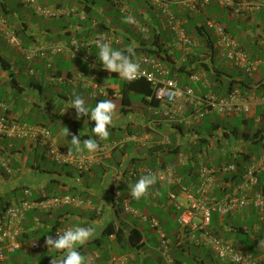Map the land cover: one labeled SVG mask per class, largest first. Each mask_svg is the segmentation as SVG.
Returning a JSON list of instances; mask_svg holds the SVG:
<instances>
[{
    "label": "crops",
    "instance_id": "1",
    "mask_svg": "<svg viewBox=\"0 0 264 264\" xmlns=\"http://www.w3.org/2000/svg\"><path fill=\"white\" fill-rule=\"evenodd\" d=\"M15 1L16 6L0 1V19H3L16 33L21 46L20 49L8 45L0 34V117L6 116L17 123L46 127L55 144L64 149L66 148L63 141L79 135L81 141L93 138L97 143L124 142L123 147L116 148L110 158L103 163L104 167L94 165L89 172L83 173L79 182H76L77 172L71 167L61 171L60 167L47 158L41 147L24 139L0 137V157L11 169V173H7L0 165V198L13 204L24 199L40 201L52 196L75 195L90 200L95 207L102 208V214L98 217H95L91 210L77 208H61L51 213L30 211L20 225L18 236L20 243L48 237L54 231L52 225L55 224L58 227L93 226L97 230L95 237L77 248L81 255L90 253L87 258L88 264H107L112 259H126L124 264H139V258L143 257V249L138 252L129 250L125 246L124 236L120 239L115 238V232L121 226L128 229L135 228L140 232L137 224L143 220L132 215H122L121 209L114 205V170L126 176L125 171L132 166L158 170L171 166L184 178V184L190 185L196 176L192 159L196 157L200 146L207 147L203 162L214 167L239 162L242 163L243 168L253 158L264 155V146L261 143L256 144L253 139L254 130L264 127V115L261 112V107L264 105L258 104L252 108L248 116L230 114L222 117L210 113L201 114L197 119L191 117L192 106L186 107L180 99L168 107L159 104L158 108H153L148 104L151 97H145L147 104L141 103V107L133 106L131 100L129 106L123 107L120 103V88L124 79L116 73L108 75L107 70L105 71L100 63L101 70L95 71L83 60L84 55L92 53V50L97 48L96 45L89 48L86 46V43H90L91 38L97 34L115 38L113 40L119 42H113L111 46L124 52L129 48L139 49L142 39L148 38L147 27H150L155 30L154 34H157V38L161 40L167 51V60L162 62L155 60L158 68L166 74L155 71L151 64L140 65L141 69L145 68L155 73L158 79L176 81L180 90H188L195 97L214 94L215 90L220 93L216 95L217 97H225L224 93L230 80L237 82L233 83V90L235 88L237 90L240 81L243 80L247 84L244 86L245 89L240 90L243 96L262 98L264 97L263 13L243 10L235 14L220 6L218 0H209L208 5L192 13L182 0H165L169 9L182 21L188 31L193 25L206 27L212 36L214 46L217 34L206 26V22L214 20L222 26L232 38L237 40L252 61L263 63L251 76L238 71L231 63L222 61L217 56L213 63L205 60L204 48L195 38L192 39V46L177 45L166 26L164 14L150 0H39L42 7L60 12V16L55 19L39 17L31 8L21 5L20 0ZM50 2L53 4L50 5ZM124 5L126 12L120 10ZM128 15L134 17L135 24L124 22V18ZM73 41L79 44V55L76 57L70 52ZM58 43L66 45L68 51L48 59L35 58L31 63L26 61L23 50L44 49L50 44ZM214 75L218 82L213 81ZM113 79L117 82L114 83ZM89 83H96L112 100L118 102L106 139L94 136L88 125V117L77 120L75 110L68 109L74 94L81 93L88 96L89 101L84 99L90 108L95 106L94 100L89 96L91 91ZM132 95L136 94L129 93V99ZM107 96L102 98L107 99ZM2 105H6V112ZM122 110L125 111L124 114ZM81 124H86V128L82 129ZM199 127L202 133L197 134L194 130ZM234 130L235 134L232 133ZM129 137L132 139L129 140ZM165 139L167 142L164 143ZM258 146L262 152L256 151ZM172 155L175 156L174 161L164 160L165 156ZM239 157L242 161H238ZM69 171L73 172L72 178L67 176ZM221 179L218 176L216 188H225ZM160 185L154 184L147 195L140 200L131 198L128 185L121 186L118 199L120 202L127 199L129 205L133 203V208L140 215L151 218L153 216L150 214L152 210L149 204H155L158 199ZM164 185L167 188L164 196L168 199L170 187ZM16 191L20 192L18 198L14 194L13 199H7L10 193ZM228 192L229 189L225 188V191L223 189L218 192L219 196L216 194V197H211L220 199ZM168 204L171 205L169 201ZM67 210L71 212L68 213ZM248 212L256 215L252 208L240 215L244 216ZM259 221L261 227H257V233L263 235L264 219L259 216ZM158 223L162 229L161 222ZM227 224L229 226H226V231H229L230 220ZM163 231L173 242L177 229L173 238L167 234V230ZM109 233L110 236L106 237ZM155 233L158 244V231L156 230ZM144 240L146 243L145 237ZM187 245L189 249L182 255L183 262L185 261L183 264H205L201 252L198 250L197 253H192L190 247L207 248ZM261 245L263 254L258 256V264H264L263 242ZM0 251L3 252L0 263L8 264H52L53 259H59L62 255V251L56 254L52 249L38 251L50 253L48 257L51 260L46 262L43 259L48 257L41 255L35 259L27 257L38 252L19 250L21 256L11 259L9 256L13 253H8L3 245H0ZM154 251L158 252L157 245ZM207 251L212 264H222L217 263L210 251ZM156 264H163L161 256L158 257Z\"/></svg>",
    "mask_w": 264,
    "mask_h": 264
},
{
    "label": "built area",
    "instance_id": "2",
    "mask_svg": "<svg viewBox=\"0 0 264 264\" xmlns=\"http://www.w3.org/2000/svg\"><path fill=\"white\" fill-rule=\"evenodd\" d=\"M165 16L166 24L173 35L174 42L181 46H192L193 42L183 29L181 22L175 17L169 9L168 2L165 0H150ZM20 2L31 8L35 14L44 19H55L60 16L57 10L42 7L38 0H20ZM187 8L193 13L198 12L206 5L209 0H182ZM220 6L238 14L243 10L260 12L264 14V0L242 1V0H218ZM126 12V6L120 9ZM206 26L212 29L217 34V41L214 46L217 57L231 63L238 71H242L247 75L253 74L260 64L259 61H252L249 54L242 49L236 39L232 38L226 30L216 23L214 20H207ZM0 34L5 39L8 45L15 46L21 49L20 42L16 33L0 19ZM90 43H86L89 48L96 45L97 40H103L112 44L119 41L115 38H108L105 34H97L91 38ZM73 47L71 54L76 57L79 55V44L76 41L71 43ZM85 46V47H86ZM68 51L66 45L50 44L48 48L37 49L30 48L23 50L25 59L31 63L35 58L48 59L58 54H64ZM83 60L95 71L101 70L100 64L95 58L89 57L88 54L83 56ZM140 65H153L155 71L166 74L158 68L156 61L152 58L141 56L138 59ZM106 71V70H105ZM108 75L110 73L106 71ZM125 80V79H124ZM144 80L149 84L152 96L158 100L162 107H168L177 99L184 102L185 106H192V119H197L201 114L214 113L218 116H229L236 114L239 116H248L251 109L258 104L264 105V97H248L243 96L239 90H233L226 97H217L214 94L195 97L188 90H180L177 83L171 79H158L155 73L141 69L139 75L127 81ZM91 99L97 97H106V93L96 83H89ZM4 112L7 111L6 105H2ZM0 137L9 139H24L32 142L34 145L41 147L47 158L56 166H65L73 168L78 174L87 173L94 165H101L108 160L112 152L116 148H121L124 142L99 143V149L95 154L81 159L79 153H73L67 156L68 152L63 147L55 144L52 140L50 131L41 125H28L25 123H17L9 120L8 117H0ZM131 140L132 138H128ZM167 142V139L163 140ZM207 147L203 146L197 151L194 158V168L196 171L195 179L192 184H184V178L179 172L171 166H166L162 169H153L150 167H134L125 171L126 176L118 170H114V198L115 206L121 208L125 214L140 217L143 221H149L151 226L158 231V247L157 251L161 256L163 264H177L170 251L172 241L166 236L160 228L158 221L154 218H148L140 215L135 209L131 208L127 199L119 201V187L127 186L129 182L139 179L142 175L156 174L158 183L167 184L170 187L168 193L169 203L177 211V234L174 241L176 246L190 244L195 247H206L213 259L222 264H258V259L251 254L245 253L240 248L235 246L231 240L226 241L217 237L209 227L213 214L224 217L236 213H242L252 208L261 219H264V194L261 190H255L258 186L259 177L264 175V155L253 158L249 163L244 165L240 174V184H235L233 181H228L225 188L229 189L220 199L212 198V192L218 183L219 174L235 173L237 167L233 163L222 164L214 167L206 165L203 162ZM0 165L7 173H11V169L6 161L0 157ZM77 174V175H78ZM80 181V176L76 177V182ZM182 200V201H181ZM61 208H77L91 210L96 216L102 214L101 207H95L90 200H84L75 195L52 196L38 201H29L27 199L20 200L10 204L6 211L0 214V245H3L8 253H14L18 250L25 252H38L49 250L46 245L47 237L41 240H29L27 243H20L18 240L20 225L25 219L28 212L38 210L41 212H54ZM69 226L56 228L50 236L56 238V231L63 230ZM3 259V252L0 251V260ZM126 259H112L107 264H124Z\"/></svg>",
    "mask_w": 264,
    "mask_h": 264
},
{
    "label": "trees",
    "instance_id": "3",
    "mask_svg": "<svg viewBox=\"0 0 264 264\" xmlns=\"http://www.w3.org/2000/svg\"><path fill=\"white\" fill-rule=\"evenodd\" d=\"M38 3H39V0H38ZM21 5H23V4L21 3ZM175 17L178 18L177 16H175ZM164 20H165V23H166L165 16H164ZM180 22H181V25H182L183 29L186 31L188 37L190 39L195 38L197 41L200 42L201 46L204 48L203 50L205 51V53H204L205 54L204 55L205 60H209L210 63H213L215 58L217 59V57H216L217 54H216V51H215V48H214V45H213L212 36L206 30V27H204V26L197 27V26L193 25V28L190 29V31H188V29L182 24L181 20H180ZM166 26H167V24H166ZM147 29H148V38L147 39H142V41L140 42L139 49L132 50V52H133L132 58L135 59V60H138L140 58V56H145V57H150V58H152V59H154L156 61H159V62H162L163 60H167L168 59V57L166 55L167 51L165 49L164 44L161 42V40L157 38V34H154V33H156L155 30L150 28V27H147ZM150 33H152L153 35H151ZM124 53L128 54V51H124ZM88 55H89V57L97 59L98 58V49L94 48L92 50V53L89 52ZM253 74H251V76ZM213 81L218 82L215 75H214ZM231 81L232 80H230V83L227 84L228 87L226 89V92L224 93L225 97L228 96L233 91V86H232L233 83L234 82H235V84L237 83L236 81H232V82ZM258 84H260V83H258ZM245 85H247V84L244 83L243 80L240 81V86H238L237 90L240 91V90L245 89V87H244ZM120 92H121L120 103L122 104L123 107L124 106H129V102H130V99H129V96H128L129 93H134L136 95H139L141 97V103H143V104H147L146 101H145V97H151V100L148 103L149 106H152L153 108H158L159 107L160 102L158 100L154 99V97L152 96V91H151V88H150L149 84L146 83L144 80H139V81H127V80H124L122 82V84H121ZM214 94L218 95L220 93H219V91L215 90ZM79 95H81L83 98H86V101H89L87 95H82V93L79 94ZM102 99H103L102 97H97L96 99H94V103L96 104L99 100H102ZM107 99L108 100H112V98L109 95L107 96ZM122 113L124 114L125 111L122 110ZM88 125H89V128L92 129V127H94V122H91L90 120H88ZM194 131L197 134L202 133L201 132L202 130H201L200 127L196 128ZM232 133L235 134V130L232 131ZM253 139L255 140L254 142L256 144L261 143L262 146H264V127L261 126L258 129L254 130ZM202 147L203 146H200V148H202ZM200 148H199V150H200ZM192 161H194V158L192 159ZM235 165L237 167V170L235 171V173H232V174L224 173V174H219L218 175L220 178H222L221 180H222L223 183H226L228 181H233V182H235L237 184V183L240 182L239 181L240 180V174H241L242 169H243L242 168V163L237 162V163H235ZM100 166H103V164H101ZM58 167H60V166H58ZM64 168H67V167L61 166L60 170L62 171ZM67 174H68L67 176H70L71 178L73 177V172L72 171H69ZM78 175L81 178L83 173H80ZM223 189L225 191V188H223V187L222 188H218V187L216 188L215 187V189H214L215 194L220 192V191H222ZM255 190H261L263 192V194H264V175H261L259 177L258 186L255 188ZM10 204H11L10 201L0 198V214L4 213ZM67 212L70 213L71 211L67 210ZM94 216L98 217L95 214H94ZM230 217H231V215H227V216L221 217V216H218L217 214H213L212 218H211V224H210V227H209V231H211L217 237L222 238L223 240H226V241L230 240L227 237V234L235 233V232L239 233V234H245L246 231H245V229L243 227H235L233 225L230 226L231 230L226 231V226L228 225L227 222L230 220ZM52 226H53L52 227L53 230L58 228L57 224L52 225ZM110 234L111 233L106 234V237H109ZM176 234H177V232H176ZM176 234H175V236H176ZM261 235L259 236V238H257L258 236H255V237L252 238L253 245L261 244V241H262V238H263V235L262 236ZM123 236H124L125 246L128 247L129 249H133V250H135L137 252L141 251L143 249V247L145 245V240H144L143 235L137 229H135V228L128 229V227H122L121 226V228H119V230H117L115 232V238H117V239L119 238L120 239V238H123ZM187 249H189L187 244H184V245H181V246H176V242L175 241L172 242L171 254H172V257H173L174 261L177 264H183L185 262V261L183 262L182 255L185 252V250H187ZM45 251H48V250H45ZM61 251L55 250V253L58 254ZM261 254H263V247H262V249L259 250L258 253L253 254V257L254 258H258V256H260ZM49 260H51V258H49V257L43 259V261H46V262L49 261ZM217 263H219V262H217Z\"/></svg>",
    "mask_w": 264,
    "mask_h": 264
},
{
    "label": "clouds",
    "instance_id": "4",
    "mask_svg": "<svg viewBox=\"0 0 264 264\" xmlns=\"http://www.w3.org/2000/svg\"><path fill=\"white\" fill-rule=\"evenodd\" d=\"M124 22L128 24H135L136 20L132 15L124 18ZM98 49V62L102 65L104 70L110 73H116L125 80H132L136 78L140 71L141 66L138 60L132 58V49H128V54L117 50L111 46L109 42L103 40L96 41ZM70 107L75 110L76 119L81 117H88L91 122H94V127L91 131L94 136L100 139H106L109 135V128L111 127L115 115V104L108 99L99 100L94 107H89L85 99L79 95L74 94L71 99ZM67 135V133H66ZM72 148L69 149L67 156H71L73 152L79 153L81 159L85 154L91 156L99 149V144L96 139L87 138L81 141V136H72ZM158 176L156 174L142 175L134 182L128 183L131 198L140 200L145 197L150 188L156 184ZM97 234V230L93 226H70L63 230L56 231V238L48 236L46 245L49 249L61 251L62 255L59 259H53L52 264H88V261L77 250L79 245L88 242Z\"/></svg>",
    "mask_w": 264,
    "mask_h": 264
},
{
    "label": "rangeland",
    "instance_id": "5",
    "mask_svg": "<svg viewBox=\"0 0 264 264\" xmlns=\"http://www.w3.org/2000/svg\"><path fill=\"white\" fill-rule=\"evenodd\" d=\"M3 2H8L10 5L12 6H16V1L15 0H0ZM50 5L53 4V2L49 3ZM1 13V12H0ZM263 71V70H262ZM114 83L117 82L115 79L112 80ZM130 100L133 104V106L135 107H141V97L139 95H132L130 96ZM115 106H118V102L111 100ZM261 112L264 115V106L261 107ZM28 120V119H27ZM29 121V120H28ZM82 129L86 128V124H81ZM64 147L66 148V150H69L70 148H72L71 145V141L70 140H65L63 141ZM256 150V149H255ZM247 151V150H246ZM256 151H260L262 152V149H260V147H257ZM248 152L250 153V150H248ZM258 156V155H255ZM167 161H174L175 160V156H165V159ZM238 161H242V159L239 157ZM50 166L51 164L48 163ZM158 183V182H157ZM159 184V183H158ZM166 186L160 185L159 189H158V199L154 202L155 204L151 205L149 204V208L152 210L151 211V216H153L152 218L156 219L158 222H161V226L163 227L162 229L167 230V234H170L171 238H173V234L175 232V230L177 229V226L175 224V220L177 219V212L176 210L168 204V199L164 196V194L166 193ZM214 190L212 192V197H216V194H213ZM14 194L15 197H19L20 196V192L16 191L15 193H10L7 196V199H13L14 198ZM62 194V193H61ZM219 196V194L217 195ZM156 206H158L159 208H156ZM131 208H133V203L130 206ZM152 207V208H151ZM121 209V208H120ZM135 209V208H133ZM249 210V209H248ZM122 215L124 216H130L128 214H125L123 212V210L121 209ZM248 218V219H247ZM230 223L231 225L235 226V227H243L246 231L245 234H239V233H230L227 234V237L232 241V243L237 246L238 248H240L242 251H244L245 253H248L253 256V254L258 253L260 249H262V245L261 244H257V245H253L252 243V238L255 236H258L257 238H259V236L261 235V233H257V227H261V222L259 221V216L254 215L252 213H247L246 215H240V213H236L231 215L230 218ZM138 229L140 230V232L142 233V235L146 238V243L143 247V257L140 259L139 258V264H156V262L158 261V257H160L159 252H155L154 249L158 244H157V235L155 233L156 230H154L151 227L150 222H146V221H141L138 222L137 224ZM262 236V235H261ZM263 242V246H264V233H263V238L262 241ZM130 250V249H129ZM190 250L192 253H197L198 250L201 252L202 257L205 261V264H212L208 258V249L205 248H200V249H195L193 247H190ZM21 254V251H15L13 254H11L9 257L12 259L13 257H17L18 255ZM50 253L47 252H38V253H33L31 255H27V257L29 256L30 259H35L38 256H43V257H48ZM90 253H84L82 256H84L86 258V260H88V256ZM51 255H54V253H51ZM0 264H8V263H0Z\"/></svg>",
    "mask_w": 264,
    "mask_h": 264
}]
</instances>
